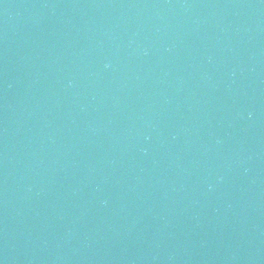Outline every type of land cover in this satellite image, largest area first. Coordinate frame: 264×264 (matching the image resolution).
I'll use <instances>...</instances> for the list:
<instances>
[{
	"label": "water",
	"instance_id": "1",
	"mask_svg": "<svg viewBox=\"0 0 264 264\" xmlns=\"http://www.w3.org/2000/svg\"><path fill=\"white\" fill-rule=\"evenodd\" d=\"M0 260L264 264V0H0Z\"/></svg>",
	"mask_w": 264,
	"mask_h": 264
}]
</instances>
